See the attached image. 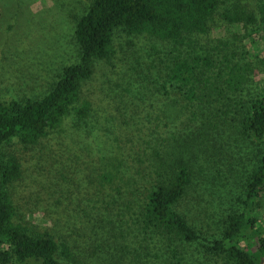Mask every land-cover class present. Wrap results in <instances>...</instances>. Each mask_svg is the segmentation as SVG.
Returning a JSON list of instances; mask_svg holds the SVG:
<instances>
[{
    "label": "trees",
    "instance_id": "obj_1",
    "mask_svg": "<svg viewBox=\"0 0 264 264\" xmlns=\"http://www.w3.org/2000/svg\"><path fill=\"white\" fill-rule=\"evenodd\" d=\"M225 26L243 34L224 36L227 42L220 38L210 48L200 46L202 36ZM122 36L168 42L175 51L199 44L201 50L193 57L178 55L167 75L191 102L200 98L199 92L237 94L250 77L264 79V45L258 44L264 42V0H90L74 27L77 61L64 66L42 96L0 98V147L14 139L26 149L40 144L41 149L44 142L69 144L70 150L74 145L78 150L66 165L59 163L57 180L50 184L61 187L69 180L74 182L69 185H85L86 196L78 193L62 204L64 214L86 230L108 231L128 207L145 232L183 242L207 241L177 210L192 182L186 158L173 150L167 157L155 150L147 155L136 132L108 99L96 94L82 97L96 63L110 62ZM245 40L253 44L252 50ZM92 100L99 102L95 111ZM237 111L238 132L255 149L245 170L243 208L232 211L213 245L230 264H264V231L254 213L264 195V89L239 104ZM172 157L176 158L169 164L172 170L166 171L162 165ZM21 174L15 154H0V264H66L62 258L68 255L66 247L62 254L55 237L33 232L18 218L10 184Z\"/></svg>",
    "mask_w": 264,
    "mask_h": 264
},
{
    "label": "rangeland",
    "instance_id": "obj_2",
    "mask_svg": "<svg viewBox=\"0 0 264 264\" xmlns=\"http://www.w3.org/2000/svg\"><path fill=\"white\" fill-rule=\"evenodd\" d=\"M89 2L0 0V98L42 96L61 69L77 61L74 27ZM234 34L243 33L232 26L215 29L200 38V46L213 47L216 40L221 38L224 43V36ZM124 37L118 39L117 45L122 44L110 62L96 63L82 97L96 94L108 99L114 112L136 132L147 155L155 150L167 157L173 150L186 158L192 182L177 210L207 241L183 242L166 234L145 232L138 215L128 207L106 232L86 230L74 218H68L62 203L86 196L85 185L83 192L79 185H69L74 183L69 180L61 187L50 183L57 180L54 177L59 175V163L66 165L78 150L74 145L70 150L69 144L51 146L44 142L41 149V144L26 149L14 139L0 147V154H15L22 165L20 179L10 184L18 218L33 232L55 237L62 254L66 247L68 255L62 256L66 264H230L213 241L221 238L232 211L243 208L245 170L255 149L238 132L237 110L239 104L245 105L264 89V79L257 82L256 77H250L248 85L237 94L199 92L200 98L191 102L168 81L167 75L178 55L193 57L201 50L199 44L175 51L168 42ZM244 43L253 49L250 40ZM223 53L220 48L219 54ZM98 103L92 100V110L99 107ZM167 159L170 161L162 167L171 171L169 164L176 158ZM254 213L264 231V195Z\"/></svg>",
    "mask_w": 264,
    "mask_h": 264
}]
</instances>
